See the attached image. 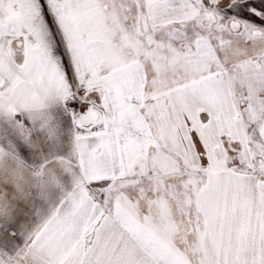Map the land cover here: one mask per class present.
I'll use <instances>...</instances> for the list:
<instances>
[{
  "label": "snow or ice",
  "instance_id": "6c2138e0",
  "mask_svg": "<svg viewBox=\"0 0 264 264\" xmlns=\"http://www.w3.org/2000/svg\"><path fill=\"white\" fill-rule=\"evenodd\" d=\"M0 264H264V0H0Z\"/></svg>",
  "mask_w": 264,
  "mask_h": 264
}]
</instances>
